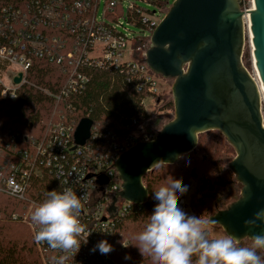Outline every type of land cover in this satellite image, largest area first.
Listing matches in <instances>:
<instances>
[{"label":"built area","instance_id":"2783aa9c","mask_svg":"<svg viewBox=\"0 0 264 264\" xmlns=\"http://www.w3.org/2000/svg\"><path fill=\"white\" fill-rule=\"evenodd\" d=\"M124 2L127 23L140 25L142 37L116 20L115 12ZM169 2L105 0L99 17V0H0V98L14 100L22 85H30L55 101H67L65 111L49 120L47 132L40 138L12 129L0 134V223L26 225L42 264H53L52 258L62 253L35 241L38 226L31 221V213L46 199L48 191H62L65 187L84 197L80 219L87 226L85 238L90 233L74 257L68 254L66 264H122L112 251L101 254L98 248L92 250L102 240L110 244L118 221L137 206L118 196L114 213L107 212L121 189L114 162L130 146L148 141L153 135L144 130L143 124L136 126L135 119L127 124L132 130L126 135L93 123L89 138L73 147L79 120L71 115L73 105L69 100L86 91L95 70L124 74L136 91L157 95L159 76L145 64V50ZM238 2L245 13L243 20L247 19L252 0ZM248 42L250 46L249 39ZM37 61L61 67L64 77L55 91L27 79ZM19 74L20 81L15 83ZM251 76L259 81L256 72ZM102 177L104 181L100 183ZM179 205H184L183 198H179Z\"/></svg>","mask_w":264,"mask_h":264},{"label":"water","instance_id":"95a60500","mask_svg":"<svg viewBox=\"0 0 264 264\" xmlns=\"http://www.w3.org/2000/svg\"><path fill=\"white\" fill-rule=\"evenodd\" d=\"M252 2L243 20L245 13L238 0H173L149 38L144 62L155 75L172 80L174 116L152 139L138 141L118 155L113 167L121 189L107 212L114 213L118 196L133 205L145 203L148 193L142 177L153 163L177 162V157L194 149L198 134L217 130L235 151L227 166L240 184V193L208 218L241 241L264 231V224L256 229L244 227L246 219L264 209L261 95L241 60L248 31L254 67L264 90V0ZM92 124L88 117L79 120L73 147L89 138Z\"/></svg>","mask_w":264,"mask_h":264},{"label":"trees","instance_id":"16d2710c","mask_svg":"<svg viewBox=\"0 0 264 264\" xmlns=\"http://www.w3.org/2000/svg\"><path fill=\"white\" fill-rule=\"evenodd\" d=\"M137 26L142 28L140 25ZM63 77L60 66L44 61L34 63L27 75L30 82L39 87L48 88L50 91L57 89ZM159 79L161 78L158 77ZM157 95L136 91L132 84L126 82L124 74L95 70L92 72V79L86 91L79 97L69 100L73 105L71 115L76 121L88 117L93 123H99L100 126L120 135H126L132 130V126H127L131 119L136 120V126L149 119L150 113L146 110V105L142 104L143 100L163 101L164 98ZM66 102L55 101L40 92L38 88L22 85L14 100L0 99V134L7 129H12L27 133L31 138H40L47 132L49 120L60 116L59 112L65 111ZM159 108L160 110L172 109L173 105L171 101H167ZM64 114L67 115V113ZM200 138L201 135L198 134V147ZM150 172L142 177L148 193L146 202L132 206L118 221L110 238L113 255L122 264H145L144 261L149 259L148 255L138 254V250L127 247L122 249L121 243L124 238L121 237L126 233L128 223L146 225L148 216L152 214L155 204L158 203L152 196V184L155 177ZM192 173V177H195V173ZM203 181H206L207 185L208 180L203 179L202 183ZM206 209L208 210V207ZM244 242L251 243L247 239ZM125 256L131 258L125 259ZM0 264H42L30 229L26 225L0 223Z\"/></svg>","mask_w":264,"mask_h":264},{"label":"clouds","instance_id":"9594fccd","mask_svg":"<svg viewBox=\"0 0 264 264\" xmlns=\"http://www.w3.org/2000/svg\"><path fill=\"white\" fill-rule=\"evenodd\" d=\"M168 163L160 160L151 168H161ZM187 190L182 180L171 179L153 191L158 203L144 229L135 236L138 243L134 246L142 256L147 254L153 264H264V231L248 235L250 244L242 243L241 238L231 234L211 236L209 226L216 221L203 215H189L179 205L180 195ZM83 198L71 187L48 191L46 199L31 213V221L38 226L35 241L62 253L52 258L53 264H66L68 254L72 253L74 257L81 244L87 243L90 233L85 238L87 226L80 219ZM262 224L264 209L244 221V227L248 229L259 228ZM122 246L129 245L122 243ZM96 248L101 254L113 250L107 240L100 241L92 251ZM130 258L125 256V259Z\"/></svg>","mask_w":264,"mask_h":264},{"label":"rangeland","instance_id":"374dc122","mask_svg":"<svg viewBox=\"0 0 264 264\" xmlns=\"http://www.w3.org/2000/svg\"><path fill=\"white\" fill-rule=\"evenodd\" d=\"M173 0L166 5V9L170 7ZM105 0H99L97 7V15L100 17L102 9L104 8ZM141 7H146L144 4L139 3ZM126 7L127 3L124 2L122 7L115 12L116 20L124 23V27L134 31L136 35L142 37L144 31L139 27L132 26L126 20ZM148 9L152 10L153 7ZM165 13H162L158 20L162 19ZM126 24V25H125ZM136 59V58H134ZM242 63L249 73H254L255 69L252 64L251 49L249 47L248 37L245 36V43L242 53ZM159 94L158 97L164 98L163 101L156 99L145 101L146 110L150 113L149 119L143 123L144 130L149 131L155 136L156 132L162 127L163 124L171 120L174 116V108L160 110V106L167 101H172L170 87L172 84L171 79H159ZM156 96V97H157ZM1 99V98H0ZM158 99V98H157ZM6 100V99H2ZM262 114H264V103H261ZM217 130H209L200 133V144L197 139L194 149L181 156L179 160L173 164L164 165L161 168H152L150 174L155 177L152 184V196L154 198V190L160 186L166 185L171 179H180L183 184L187 186V192L180 195L183 198L184 205L182 208L189 215L201 216L208 218L216 210L225 208L229 203L234 201L240 193V184L235 180V176L228 168L227 163L235 156V151L225 138ZM203 157V158H201ZM146 172V173H148ZM195 173L192 177L191 173ZM145 173V174H146ZM208 180V183L203 190L199 187L202 180ZM179 195V194H178ZM208 207V210L206 209ZM145 224H126L124 236L121 238L123 241L128 242V247L131 250H138V254L142 256L138 247L134 246L138 243L135 236L144 229ZM210 235L215 237L219 235H226L221 227L217 225L209 226ZM120 238V239H121ZM246 240V239H244ZM241 242L250 244L249 242ZM147 255V254H145ZM144 255V256H145ZM145 264H153L151 258L144 261Z\"/></svg>","mask_w":264,"mask_h":264},{"label":"bare ground","instance_id":"6f19581e","mask_svg":"<svg viewBox=\"0 0 264 264\" xmlns=\"http://www.w3.org/2000/svg\"><path fill=\"white\" fill-rule=\"evenodd\" d=\"M246 34H247L248 39H250L251 38V33L247 31ZM249 47H250V49L252 48L251 44H250ZM251 56H252V49H251ZM252 64H253V67H254V59H253V57H252ZM254 69H255V67H254ZM255 72H256V70H255ZM256 75H257V72H256ZM257 85H258L259 90H260L261 102L264 103V90H262L259 81H257Z\"/></svg>","mask_w":264,"mask_h":264}]
</instances>
